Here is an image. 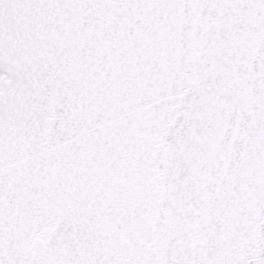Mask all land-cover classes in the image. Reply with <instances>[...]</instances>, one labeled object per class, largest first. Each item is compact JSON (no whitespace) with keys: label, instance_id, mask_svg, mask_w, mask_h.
<instances>
[{"label":"snow or ice","instance_id":"snow-or-ice-1","mask_svg":"<svg viewBox=\"0 0 264 264\" xmlns=\"http://www.w3.org/2000/svg\"><path fill=\"white\" fill-rule=\"evenodd\" d=\"M0 264H264V0H0Z\"/></svg>","mask_w":264,"mask_h":264}]
</instances>
